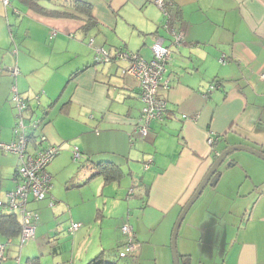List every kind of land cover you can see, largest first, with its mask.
I'll use <instances>...</instances> for the list:
<instances>
[{"label": "crops", "instance_id": "crops-1", "mask_svg": "<svg viewBox=\"0 0 264 264\" xmlns=\"http://www.w3.org/2000/svg\"><path fill=\"white\" fill-rule=\"evenodd\" d=\"M166 1L171 25L183 32L178 44L163 26L155 0H79L87 3L90 15L76 12L75 17L36 9H61L72 0H35L36 7L0 0V141L15 137L17 111L10 99L15 83L28 101L26 116L41 118L29 150L37 147L39 133L43 144L58 148L47 166L52 181L44 202L29 205L39 216L34 237L20 248L19 234L9 241L0 234L6 244L2 264L32 256L38 264H84L100 251L116 258L125 240L121 225L134 218V206H142L132 224L139 255L117 257L119 264H173L170 239L167 245L173 219L221 150L243 144L264 151V80L259 76L264 71V0ZM89 16L94 23L84 26ZM18 20L21 26L26 20L25 27L15 30ZM158 36L171 49L164 74L168 85L157 90L166 109L140 141L135 135L139 81L123 71L130 59L109 55L103 61L96 49L113 54L119 43L150 58ZM44 38L51 41L47 49ZM213 81L219 85L209 90ZM208 134L215 137L211 146ZM75 145L80 156L72 162ZM233 151L216 169V180L200 192L207 189V208L198 219L216 216L220 231L213 237L209 223L201 226L191 217L181 222L176 236L180 264H264V159ZM149 159L141 171L140 163ZM96 161L118 164L122 174L106 181L94 174ZM19 165L17 153L0 149V199L16 186ZM122 176L127 180L120 183ZM127 185L134 198H125ZM144 212L146 223L163 217L156 255L149 253L150 239L139 240L145 237ZM73 221L81 225L70 232ZM195 229L208 230V238L195 241L190 235Z\"/></svg>", "mask_w": 264, "mask_h": 264}, {"label": "built area", "instance_id": "built-area-1", "mask_svg": "<svg viewBox=\"0 0 264 264\" xmlns=\"http://www.w3.org/2000/svg\"><path fill=\"white\" fill-rule=\"evenodd\" d=\"M4 4L8 0H3ZM162 10L166 20L163 26L167 27L172 36L174 43H179L183 38L181 29L175 28L170 23L169 13L164 7L163 0H155ZM170 27V28H169ZM55 31L51 32L54 35ZM92 38L89 39L91 44ZM96 52L100 54L103 61L109 60V55H114L117 58H129V65L123 70L126 73L133 74L139 81L138 98L141 102L138 121L136 122L135 131L140 137L148 134L150 123L152 120L161 119L166 109V101L158 95V87L160 85L166 87L168 80L164 78L166 65L170 58L171 49L169 45L163 44V38L158 36L154 39L151 45V57L144 58L138 53L117 48L113 54H110L105 48H97ZM12 75L17 73L16 67L10 69ZM260 78L264 80V71L260 72ZM218 83L213 81L209 84V90L217 88ZM10 99L12 100L16 115V124L14 127L15 137L8 141H0V149L3 152H15L20 157V165L16 170L17 184L16 186L5 193V198L0 199V206H5L9 210L15 211L21 221V230L19 233L18 246L21 248L28 243L35 234V223L38 219L36 211L27 206L29 200L44 198L50 188L52 176L47 169L48 163L58 153V148L54 144L45 143V136L42 133L36 134L37 147L29 150L30 135L32 131L38 127L41 118L38 116L27 117L26 110L28 109V101L17 90L16 84L12 83L10 88ZM36 103H39V94L34 96ZM215 141V137L208 134L206 142L209 146ZM80 156V151L75 145L72 148V158L77 159ZM151 159L144 163L147 167ZM132 189L130 188L129 193ZM52 203V201L50 202ZM81 225L80 222L73 221L68 229L74 231ZM121 231L125 234V240L119 251L121 256H132L137 248V242L134 238L132 226L125 222L121 225ZM6 244L0 242V264L5 257Z\"/></svg>", "mask_w": 264, "mask_h": 264}, {"label": "rangeland", "instance_id": "rangeland-1", "mask_svg": "<svg viewBox=\"0 0 264 264\" xmlns=\"http://www.w3.org/2000/svg\"><path fill=\"white\" fill-rule=\"evenodd\" d=\"M16 4H18L19 6H21V8H23V5H21L20 3H18L17 1H14ZM164 15V14H163ZM24 17V16H23ZM23 17H21V18H23ZM165 20H166V17H164L163 16V22H162V24H164V22H165ZM20 21L21 20H18V21H16V23L14 24V28H15V30H16V27H18V26H20L21 28H24L25 27V21L26 20H24V23L22 24V26L20 25ZM21 38V37H20ZM43 41V47L45 48V46H50V40L49 39H47V38H44V40H42ZM119 42V41H118ZM86 44H87V46L88 47H90L91 45L89 44V42L88 41H86L85 42ZM116 45H118L119 46V43H117ZM45 49H47V48H45ZM125 49H127V48H125ZM46 51V50H45ZM42 52V51H41ZM99 56V58H100V55H98ZM120 59H122V60H128V59H126V58H124V57H121ZM119 65H120V68L123 66V65H121L120 63H119ZM127 67V66H126ZM121 70V69H120ZM119 70V71H120ZM15 81V80H14ZM39 117H40V115H38ZM138 138H139V140L141 141V140H143V139H146L147 137H148V135L147 136H144V138L143 137H140L139 136V134L136 132V134H135ZM237 152H245V150H242V149H237V150H234L232 153H237ZM5 153H7V152H5ZM152 154V153H151ZM72 162H74V160H72ZM74 165H72V166H70V167H72V169H74V171L77 169V166H78V164H75V163H73ZM144 164L141 162L140 163V165H139V169L142 171V169H143V166ZM69 167V168H70ZM76 175H77V171L75 172V174L73 175V176H75L76 177ZM128 177L127 178H129V175H127ZM127 178L126 177H124V176H122L121 178H120V180H119V182L120 183H123V182H125V180H127ZM130 179V178H129ZM113 182H117V181H113ZM73 183V182H72ZM209 184V183H208ZM63 188V187H62ZM126 189L128 190L129 189V187H128V185L126 186V188H125V192H126ZM135 189V188H134ZM136 190V189H135ZM205 190H207V189H205ZM205 190H204V192H205ZM204 192L201 194L200 193V195L198 196V198L193 202V204H192V206L188 209V212H187V214H186V216L184 217V219H182V221L181 222H183L182 224H184L185 223V221H187L188 220V218H190L191 217V219H192V221L194 222V223H198V224H200L201 226H206L208 223H209V225L210 226H213L214 227V233H213V237H215V235H217L218 233H219V231H220V229L217 227L218 226V220L215 218L216 216H209L208 217V219H202V220H199L198 219V216L200 215V212H201V210H203V209H205V208H207L206 207V204L204 203V201H203V198H204ZM123 198H124V196H123ZM125 198H134L133 197V195L132 194H130V195H128V192H126V197ZM44 200L45 199H40L39 200V202H44ZM36 200H29L28 201V203H27V205H28V207H29V205H35L36 204ZM49 202V201H48ZM38 203V202H37ZM56 204V203H55ZM138 207V209L140 208V207H142V206H137ZM136 207V208H137ZM49 208V210H50V207H48ZM0 209H1V207H0ZM3 209H5V208H3ZM136 209L135 210V206H134V208H133V211L131 212V214L130 215H133L134 216V218H132V220H131V222L130 221H126V222H128L129 224H131V226H132V229H133V225H135L134 223H135V220L137 219V217H138V213H141L139 210H141V209ZM51 214V213H50ZM53 214H56V216H58V215H60V214H62L61 212H54ZM52 215V214H51ZM54 217H55V215H53ZM38 218H39V216H38ZM51 218H52V216H51ZM175 219H176V217L173 219V222H172V225H173V223H174V221H175ZM223 220H224V218L223 219H221V221L223 222ZM141 223L143 224V234L145 235V237L143 236H140L139 237V240H141V239H143V238H145L146 239V237L148 238V239H150V245L148 246L149 248H148V250H149V253H151V254H155L156 255V253H158L160 250H161V248H160V246H162V243L160 244V246H159V241H160V239H161V230H162V227H163V217H159V218H156V219H152V221L151 222H147L146 223V216H145V212L143 213V215L141 216ZM133 224V225H132ZM181 224V223H180ZM172 225H171V228H172ZM80 227V226H79ZM170 228V229H171ZM179 228H180V231H179V233L181 234V225L179 226ZM179 228H178V230H179ZM69 230V229H68ZM134 231V230H133ZM170 232H171V230H169V234H168V247H169V239H170ZM190 235H191V237L192 238H194L195 239V241H198V240H205V239H207L208 238V230L207 231H203V230H201V231H199L198 229H195V230H193V231H191V233H190ZM142 243V242H141ZM25 246V245H24ZM139 250H140V242L139 243H137V248H136V250L134 251V253H133V255L132 256H130V258H133L134 256H137V255H139Z\"/></svg>", "mask_w": 264, "mask_h": 264}, {"label": "trees", "instance_id": "trees-1", "mask_svg": "<svg viewBox=\"0 0 264 264\" xmlns=\"http://www.w3.org/2000/svg\"><path fill=\"white\" fill-rule=\"evenodd\" d=\"M21 1L28 3L31 6L36 5L34 4L35 0H21ZM163 4H164V7L166 8V11L169 13L168 2L166 0H163ZM62 7L63 8L61 9H52V8H46L45 6L39 5L36 7V9L39 10L41 13L49 14V15H57V16L75 17L76 12H84L85 14L90 15L89 14L90 11H89V8L86 2L82 3V2H79V0H72V3L70 5L62 6ZM93 23H94L93 19H91V17L89 16L84 26H89ZM118 48H123L124 50H127L123 46H120V45ZM73 160H76V159H73ZM95 163L99 169L96 172H94V174H97V173L102 174L106 181L118 179L120 175L122 174L118 164H115L110 161H96ZM15 175H16V171H15ZM4 198H5V195H4ZM50 204H53V201ZM0 207H1L0 209V234L5 237H9L7 240L9 241L10 237L17 236L20 233L21 221L15 211L9 210L5 206H0ZM134 238H135V232H134ZM135 241L139 243L136 240V238H135ZM120 249L118 250L117 257L130 258V256L119 255ZM117 257L116 258L105 257L103 251H100L96 253L94 256H92L90 259H88L84 264H119ZM17 264H38V257L32 256V257L25 259L24 262H17Z\"/></svg>", "mask_w": 264, "mask_h": 264}, {"label": "water", "instance_id": "water-1", "mask_svg": "<svg viewBox=\"0 0 264 264\" xmlns=\"http://www.w3.org/2000/svg\"><path fill=\"white\" fill-rule=\"evenodd\" d=\"M237 149H242L245 151H248L262 159H264V151L253 148L247 145L243 144H233L230 146H227L221 152L217 155V157L214 159L208 170L205 172L201 180L198 182L196 187L194 188L192 194L189 196V198L186 200L184 205L182 206L177 218L175 219V222L173 224L172 230H171V236H170V248H171V256L173 260V264H180L178 259V254L176 250V236L177 231L180 226V223L184 217V214L188 210V208L191 206V204L195 201V199L198 197L200 192L202 191L203 187L207 183H212L216 180V176H213L218 166L221 164V162L225 159V157L228 155L229 152Z\"/></svg>", "mask_w": 264, "mask_h": 264}]
</instances>
